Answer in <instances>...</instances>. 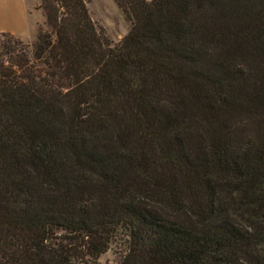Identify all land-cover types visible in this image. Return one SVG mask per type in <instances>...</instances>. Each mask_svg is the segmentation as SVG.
Returning <instances> with one entry per match:
<instances>
[{"label":"trees","instance_id":"obj_1","mask_svg":"<svg viewBox=\"0 0 264 264\" xmlns=\"http://www.w3.org/2000/svg\"><path fill=\"white\" fill-rule=\"evenodd\" d=\"M0 34V264H264V0H38ZM63 233V238L58 233ZM66 237V238H65Z\"/></svg>","mask_w":264,"mask_h":264},{"label":"rangeland","instance_id":"obj_2","mask_svg":"<svg viewBox=\"0 0 264 264\" xmlns=\"http://www.w3.org/2000/svg\"><path fill=\"white\" fill-rule=\"evenodd\" d=\"M38 4V0H0V34L4 32L9 34L12 28L20 25V10L24 7L28 10L30 35L27 38H16L25 44L35 42L38 31L45 30L44 18L38 9ZM88 10L94 24L104 30L112 45H117L129 33L131 21L114 0H91ZM58 236L63 238L65 235L60 232ZM128 244L125 231L121 229L116 231L109 250L99 258V264H120L128 252Z\"/></svg>","mask_w":264,"mask_h":264},{"label":"crops","instance_id":"obj_3","mask_svg":"<svg viewBox=\"0 0 264 264\" xmlns=\"http://www.w3.org/2000/svg\"><path fill=\"white\" fill-rule=\"evenodd\" d=\"M28 10L26 8H22L20 10V25L17 27L15 26V28H12V30L10 31L11 35L15 36V37H19V38H27L30 35V22H29V15L27 14ZM28 15V17H27ZM19 17V15H18ZM4 33H8V32H4Z\"/></svg>","mask_w":264,"mask_h":264}]
</instances>
